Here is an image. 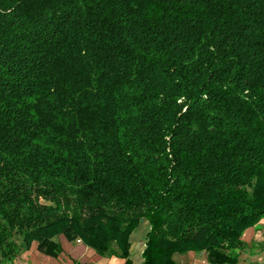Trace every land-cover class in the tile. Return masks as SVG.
<instances>
[{
	"label": "trees",
	"instance_id": "trees-1",
	"mask_svg": "<svg viewBox=\"0 0 264 264\" xmlns=\"http://www.w3.org/2000/svg\"><path fill=\"white\" fill-rule=\"evenodd\" d=\"M263 215L264 0H0V264L141 221V264L231 262Z\"/></svg>",
	"mask_w": 264,
	"mask_h": 264
},
{
	"label": "crops",
	"instance_id": "crops-1",
	"mask_svg": "<svg viewBox=\"0 0 264 264\" xmlns=\"http://www.w3.org/2000/svg\"><path fill=\"white\" fill-rule=\"evenodd\" d=\"M149 229L146 221H141L129 237V257L132 264H141V254ZM243 249L237 258L226 261V251H188L176 255L178 264H264V215L248 226L241 236ZM118 255L103 256L75 237L72 233L60 232L52 240L42 243L31 242L16 259L15 264H124Z\"/></svg>",
	"mask_w": 264,
	"mask_h": 264
},
{
	"label": "rangeland",
	"instance_id": "rangeland-1",
	"mask_svg": "<svg viewBox=\"0 0 264 264\" xmlns=\"http://www.w3.org/2000/svg\"><path fill=\"white\" fill-rule=\"evenodd\" d=\"M68 233H70L68 230H66Z\"/></svg>",
	"mask_w": 264,
	"mask_h": 264
}]
</instances>
